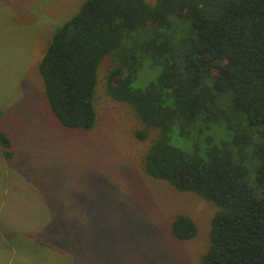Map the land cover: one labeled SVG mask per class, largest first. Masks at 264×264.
<instances>
[{
    "label": "trees",
    "instance_id": "1",
    "mask_svg": "<svg viewBox=\"0 0 264 264\" xmlns=\"http://www.w3.org/2000/svg\"><path fill=\"white\" fill-rule=\"evenodd\" d=\"M108 58L107 93L133 107L136 138L157 132L146 173L216 207L200 264H264V0H87L38 66L64 128L94 129ZM13 146L0 124L8 160ZM172 233L189 241L198 226L179 214Z\"/></svg>",
    "mask_w": 264,
    "mask_h": 264
},
{
    "label": "rangeland",
    "instance_id": "2",
    "mask_svg": "<svg viewBox=\"0 0 264 264\" xmlns=\"http://www.w3.org/2000/svg\"><path fill=\"white\" fill-rule=\"evenodd\" d=\"M86 1L0 0V124L14 142L10 160L0 147V264H200L216 207L146 173L157 132L140 142L133 107L108 95L111 59L99 69L93 130L50 113L38 66ZM179 214L197 223L195 238L173 236Z\"/></svg>",
    "mask_w": 264,
    "mask_h": 264
},
{
    "label": "crops",
    "instance_id": "3",
    "mask_svg": "<svg viewBox=\"0 0 264 264\" xmlns=\"http://www.w3.org/2000/svg\"><path fill=\"white\" fill-rule=\"evenodd\" d=\"M2 234V230H0V235Z\"/></svg>",
    "mask_w": 264,
    "mask_h": 264
}]
</instances>
